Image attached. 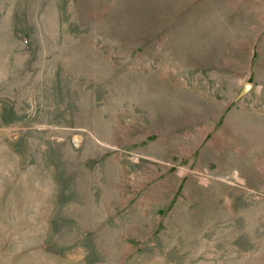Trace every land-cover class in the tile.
<instances>
[{
    "label": "rangeland",
    "instance_id": "rangeland-1",
    "mask_svg": "<svg viewBox=\"0 0 264 264\" xmlns=\"http://www.w3.org/2000/svg\"><path fill=\"white\" fill-rule=\"evenodd\" d=\"M0 264H264V0H0Z\"/></svg>",
    "mask_w": 264,
    "mask_h": 264
}]
</instances>
